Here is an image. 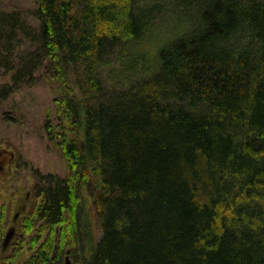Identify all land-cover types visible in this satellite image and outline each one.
<instances>
[{"label":"trees","instance_id":"trees-1","mask_svg":"<svg viewBox=\"0 0 264 264\" xmlns=\"http://www.w3.org/2000/svg\"><path fill=\"white\" fill-rule=\"evenodd\" d=\"M31 15L0 10V105L49 83L69 173L36 172L0 264L24 246L23 264H264V0H36Z\"/></svg>","mask_w":264,"mask_h":264},{"label":"rangeland","instance_id":"rangeland-1","mask_svg":"<svg viewBox=\"0 0 264 264\" xmlns=\"http://www.w3.org/2000/svg\"><path fill=\"white\" fill-rule=\"evenodd\" d=\"M35 7L36 0H0V10H20L31 22H34L31 14ZM53 99V87L40 81L16 90L0 105V212L4 213L6 223L0 240V260L10 253L19 238L36 172L59 176L69 173L60 148L48 138L45 130L47 118L54 115ZM91 208L88 201L87 214L96 238ZM10 233L12 238L6 243L5 235ZM32 253L24 246L14 264H23Z\"/></svg>","mask_w":264,"mask_h":264},{"label":"water","instance_id":"water-1","mask_svg":"<svg viewBox=\"0 0 264 264\" xmlns=\"http://www.w3.org/2000/svg\"><path fill=\"white\" fill-rule=\"evenodd\" d=\"M66 264H69V262H68V261H66Z\"/></svg>","mask_w":264,"mask_h":264}]
</instances>
